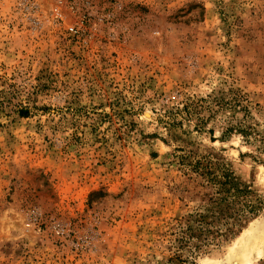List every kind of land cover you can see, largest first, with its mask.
<instances>
[{"label":"rangeland","instance_id":"1","mask_svg":"<svg viewBox=\"0 0 264 264\" xmlns=\"http://www.w3.org/2000/svg\"><path fill=\"white\" fill-rule=\"evenodd\" d=\"M242 108L264 133V0H0V264H168L205 193L177 149L264 198ZM195 261L264 264V210Z\"/></svg>","mask_w":264,"mask_h":264},{"label":"trees","instance_id":"2","mask_svg":"<svg viewBox=\"0 0 264 264\" xmlns=\"http://www.w3.org/2000/svg\"><path fill=\"white\" fill-rule=\"evenodd\" d=\"M238 97L243 96L238 95L232 101L217 97H209V100H190L183 108L169 113L166 128L175 127L176 116L186 114L190 118L199 117L196 128L200 130L209 121L208 118L201 117L203 114L208 112L216 115L224 107L231 108L233 101L239 102L240 106ZM242 112L245 115L244 120L236 126H228L224 130L223 140L236 128L248 145L264 149V133L246 122V108H242ZM209 133L213 137L214 130H209ZM212 141L215 139L212 138ZM176 152H180L175 153L174 157L178 159L182 171L200 180V188L205 190V193L202 198L204 205L200 210L188 215L186 225H180L176 238L178 246L168 264H196L195 259L199 254L235 236L248 222L259 216L264 210V198L257 196L250 184L244 183L236 176L230 163L220 153L212 150L200 155L194 149L188 152L177 149Z\"/></svg>","mask_w":264,"mask_h":264},{"label":"built area","instance_id":"3","mask_svg":"<svg viewBox=\"0 0 264 264\" xmlns=\"http://www.w3.org/2000/svg\"><path fill=\"white\" fill-rule=\"evenodd\" d=\"M69 31L73 34H78L79 33V29L76 26H70L69 27Z\"/></svg>","mask_w":264,"mask_h":264}]
</instances>
